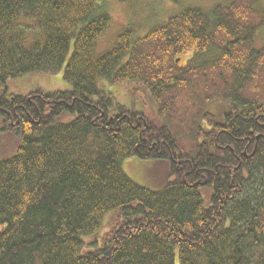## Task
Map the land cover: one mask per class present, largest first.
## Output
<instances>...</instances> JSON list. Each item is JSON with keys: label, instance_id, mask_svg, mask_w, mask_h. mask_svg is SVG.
<instances>
[{"label": "trees", "instance_id": "1", "mask_svg": "<svg viewBox=\"0 0 264 264\" xmlns=\"http://www.w3.org/2000/svg\"><path fill=\"white\" fill-rule=\"evenodd\" d=\"M110 22L106 0H0V135L17 142L0 159V264H264L262 0L184 8L96 56ZM61 71L69 89L9 91ZM128 158L167 161L163 187L132 181Z\"/></svg>", "mask_w": 264, "mask_h": 264}, {"label": "rangeland", "instance_id": "2", "mask_svg": "<svg viewBox=\"0 0 264 264\" xmlns=\"http://www.w3.org/2000/svg\"><path fill=\"white\" fill-rule=\"evenodd\" d=\"M224 2L225 0H106V9L111 17V22L106 32L97 41L95 54L97 56L112 49L115 46L117 37L125 29L133 31L134 37H140L145 34L149 27L163 24L167 16L174 15L184 8H200L208 12L215 5ZM262 5L264 6V0H262ZM36 25L35 22L23 19L18 32L26 33V40H30L31 33L33 32L35 35L38 32L37 29L33 28ZM28 26L32 28L30 31H27ZM259 39L256 38L257 47L262 44L260 42L261 39ZM188 55H183V53L175 54L171 59H179V66H183ZM257 82L258 86L256 85V89L258 90V94L262 93L261 89L264 94V78ZM98 85L110 93L116 102L128 108L141 111L147 110L148 112L155 109V103L150 101L137 85L124 83L111 84L106 80H100ZM8 86L10 93L13 94H25L36 89L62 91L70 87L64 80L62 71L54 75L34 74L24 76L9 82ZM170 98L172 97L168 99ZM173 100L182 111L184 108L180 107L179 104L184 100L181 98ZM260 100L264 103V99ZM222 106L224 105L210 104L208 111L218 116L219 112L223 109ZM171 124L173 127H176L177 132L182 134L183 129L180 122H171ZM16 143L10 135H0V159L11 156L15 151ZM122 169L136 184L154 191H158L163 187L164 181L170 173V165L167 161H150L137 158L124 160Z\"/></svg>", "mask_w": 264, "mask_h": 264}, {"label": "bare ground", "instance_id": "3", "mask_svg": "<svg viewBox=\"0 0 264 264\" xmlns=\"http://www.w3.org/2000/svg\"><path fill=\"white\" fill-rule=\"evenodd\" d=\"M172 15H173V14H171L170 16H167L166 21H167ZM164 21H165V20H164ZM164 21H163V22H164ZM166 21H165V22H166Z\"/></svg>", "mask_w": 264, "mask_h": 264}, {"label": "flooded vegetation", "instance_id": "4", "mask_svg": "<svg viewBox=\"0 0 264 264\" xmlns=\"http://www.w3.org/2000/svg\"><path fill=\"white\" fill-rule=\"evenodd\" d=\"M178 60H179V59H176V63H177V64L179 63Z\"/></svg>", "mask_w": 264, "mask_h": 264}]
</instances>
